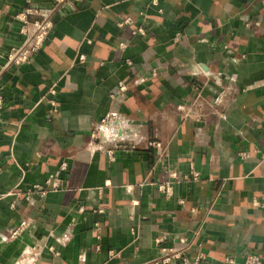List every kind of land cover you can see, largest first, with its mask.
Returning a JSON list of instances; mask_svg holds the SVG:
<instances>
[{"label": "crops", "instance_id": "1", "mask_svg": "<svg viewBox=\"0 0 264 264\" xmlns=\"http://www.w3.org/2000/svg\"><path fill=\"white\" fill-rule=\"evenodd\" d=\"M51 5L0 0V68L19 42L13 16ZM0 94V264L35 242L57 252L38 264H152L197 232L201 264L264 259V0L72 1L31 61L0 73ZM111 112L118 140H91ZM171 173L166 198L156 184ZM51 175L58 190L25 198Z\"/></svg>", "mask_w": 264, "mask_h": 264}, {"label": "built area", "instance_id": "2", "mask_svg": "<svg viewBox=\"0 0 264 264\" xmlns=\"http://www.w3.org/2000/svg\"><path fill=\"white\" fill-rule=\"evenodd\" d=\"M72 1L77 0H52V5L49 8H37L34 6H26L20 12L16 13L13 16L14 21L18 23V35L19 42L11 46L5 56V63L0 68V73L5 72L11 68H18L23 66L31 61L33 56L43 47L46 42L50 32L54 26L55 16L60 13L62 7L71 3ZM132 19L128 16H122L121 21L118 25L121 27L131 26ZM141 33L143 31L138 29L132 31V34ZM179 36L175 37L177 41ZM83 60V58H80ZM125 89L123 84H119V91L123 92ZM51 96L50 104L56 107V103L52 97L55 94L54 89L49 90ZM227 92L226 89L221 90L215 98L212 100L211 105L213 107L220 106L225 98ZM178 111L181 112L187 118H196L199 119V116H195L190 107L179 105ZM3 110V98L0 94V121ZM118 116L116 113L105 114L100 122L98 127L91 133L90 138L93 141L96 140H118V134L116 133V128L118 127ZM147 148H155L160 154H163L165 149L161 142L158 141H147ZM107 155L111 158L113 156L112 150L106 151ZM242 158L247 157L246 153H240ZM61 168H65V164L61 165ZM189 177L193 180H197L199 177L198 172L191 170ZM188 179V176L184 177ZM178 179L176 173H171V180L157 183V191L163 194L166 198H171L173 195V186ZM60 188L59 181L56 175L49 176L43 184H35L25 194V198L29 199L33 192H39L41 196H44L49 189L58 190ZM182 203V201H179ZM102 212V209L98 210ZM27 222L21 221L15 228L11 230L8 235V240H16L24 234L25 229L27 228ZM198 232L194 234V240L190 242L189 245L184 247H161L159 257L152 264H201L205 258L206 254L202 251V244L195 239H197ZM195 246L197 251L194 254L192 259L188 258V252L190 247ZM48 251L57 255L53 246L41 243H32L26 245L15 264H38L43 256V253ZM225 264H264V259L260 258L257 255L250 254L244 258L242 262H237L231 257H226L224 260Z\"/></svg>", "mask_w": 264, "mask_h": 264}]
</instances>
